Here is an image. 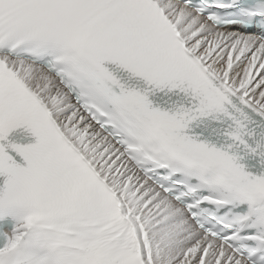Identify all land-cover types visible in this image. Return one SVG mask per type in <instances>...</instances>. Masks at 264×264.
<instances>
[{"label": "snow or ice", "instance_id": "1", "mask_svg": "<svg viewBox=\"0 0 264 264\" xmlns=\"http://www.w3.org/2000/svg\"><path fill=\"white\" fill-rule=\"evenodd\" d=\"M0 264H264V0H0Z\"/></svg>", "mask_w": 264, "mask_h": 264}]
</instances>
